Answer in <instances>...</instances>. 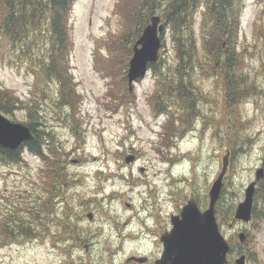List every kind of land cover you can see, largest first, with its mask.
<instances>
[{
	"label": "rangeland",
	"instance_id": "374dc122",
	"mask_svg": "<svg viewBox=\"0 0 264 264\" xmlns=\"http://www.w3.org/2000/svg\"><path fill=\"white\" fill-rule=\"evenodd\" d=\"M119 1L76 0L73 5L69 22L74 41L70 67L81 95L75 111L57 102L55 84L36 88L31 62L16 53L0 35V89L12 91L24 103L39 104L38 119L42 125L38 130L45 145L41 154L47 157L42 159L23 148L20 162H0V264H73V260L63 258L50 238L33 236L26 240L19 236L9 242L3 237L11 226H17L7 219L8 212L22 216L24 201L28 200L25 192L33 189L32 200H36V174L51 158L75 174L72 192L81 197L85 213L80 223L91 230L85 235L84 244L95 251L96 262L91 264H106L112 259L113 263L125 264L129 256L138 253L159 257L162 245L145 232L144 222L151 219L150 212L164 216L170 213L171 200L177 197L179 189L187 199L195 192L201 206L206 208L209 191L222 170L227 152L224 206L234 204L236 209L244 200L246 188L255 180L256 171L264 168V0L237 1L238 8L240 5L242 8H239L236 51L242 55L241 63L253 92L241 104L242 122L238 129L241 144L235 156L227 147L229 118L217 99H221L220 92L212 78H196L202 84L203 97L189 124L185 115L176 122L170 115L154 111L150 97L155 92L157 77L151 69L134 83L133 91H129L133 97L127 103L109 102L114 98L109 94L111 80L102 78L94 59L100 51L101 60H106L107 41L124 29V21L121 23L115 11ZM201 20L202 15L197 14L198 42L202 36ZM171 40L164 25L160 52L167 72L174 73L176 56ZM2 114L21 124L29 119L22 108ZM166 126L168 135L161 140L160 133ZM131 155L134 161L128 164L125 160ZM89 213L94 216L93 224L87 218ZM30 222L33 226L36 219ZM230 223L222 226L228 240L234 237L239 244L238 233L248 234L241 245V253L247 256L245 264H264V218L232 227ZM12 228L17 233L18 227ZM93 237L95 244L91 248L88 240ZM239 254L231 253L232 264ZM78 256L75 262H79ZM84 261L88 264L91 260Z\"/></svg>",
	"mask_w": 264,
	"mask_h": 264
},
{
	"label": "trees",
	"instance_id": "16d2710c",
	"mask_svg": "<svg viewBox=\"0 0 264 264\" xmlns=\"http://www.w3.org/2000/svg\"><path fill=\"white\" fill-rule=\"evenodd\" d=\"M76 0H0V35L6 38L12 49L30 61L35 76L36 88L43 89L49 84L58 88L57 102L75 111L81 100L74 77L71 73L70 56L74 50L72 30L69 25ZM238 0H120L115 7L116 14L124 21L123 31L112 34L106 43V60L102 54L95 55L94 66L102 78L111 80L110 103L116 100L127 103L130 95L127 83L129 62L133 46L143 33L150 19L160 15L168 30L176 56L174 73L167 72L162 55L151 70L157 77L155 92L150 97L156 113H166L173 121L186 116L189 124L197 104L202 101V84L196 78H212L220 92L223 112L228 117L226 140L228 149L236 155L241 137V104L253 92L252 82L242 66V55L237 52L236 39L239 29L240 12ZM202 15L200 41L195 35V18ZM37 64H40L36 66ZM198 72V74H196ZM45 92V89L42 91ZM136 100V98H135ZM113 105V104H112ZM39 104L24 103L10 90L0 89V112L11 114L18 108L28 112L27 125L35 139L26 143L25 150L32 154L42 153L43 136L38 127ZM170 127V125H169ZM168 127V128H169ZM167 126L160 133L161 140L168 135ZM50 135V134H48ZM164 143V142H163ZM22 149V148H21ZM11 151L0 147V162L16 163L23 160L22 151ZM42 156V154H41ZM61 163L51 158L48 166ZM226 186V185H225ZM226 188V187H225ZM225 188L217 203V214L221 226L234 219L235 205H223ZM33 189L25 192L22 216L9 211V219L18 231L10 227L3 235L10 242L21 236L33 238L34 227L30 220L35 218L37 201L33 202ZM30 192L29 194H27ZM48 207L47 203H42ZM7 215V214H6ZM264 218V179L259 182L255 193L253 220ZM5 226V225H4ZM1 231L4 230V227ZM15 229V228H14ZM232 252H242L235 238H229ZM231 260V258H230ZM231 263V261H230ZM232 264V263H231Z\"/></svg>",
	"mask_w": 264,
	"mask_h": 264
},
{
	"label": "water",
	"instance_id": "95a60500",
	"mask_svg": "<svg viewBox=\"0 0 264 264\" xmlns=\"http://www.w3.org/2000/svg\"><path fill=\"white\" fill-rule=\"evenodd\" d=\"M164 24L161 17L154 15L144 29L141 37L133 47L127 73L129 91H133L134 83L142 79L149 66L159 60L162 47ZM35 139L33 132L26 125L12 122L0 113V147L18 150L25 143ZM126 163L134 161V156L126 157ZM229 168V153L224 157L223 167L209 192V206L201 211L192 197L183 207L180 214L172 218L173 228L161 237L164 250L156 264H229L228 254L231 246L222 234L216 215V204L220 198L224 177ZM264 178V169L256 171V180L245 190V197L235 211V221L249 223L252 219L254 196L257 183ZM246 234L241 232L239 239L245 242ZM143 263L146 258H133ZM236 264H245L246 256L241 255Z\"/></svg>",
	"mask_w": 264,
	"mask_h": 264
},
{
	"label": "flooded vegetation",
	"instance_id": "af4514ba",
	"mask_svg": "<svg viewBox=\"0 0 264 264\" xmlns=\"http://www.w3.org/2000/svg\"><path fill=\"white\" fill-rule=\"evenodd\" d=\"M42 145L43 147L45 146L44 144ZM36 155L40 157L41 153ZM41 157L42 159L47 158L44 155ZM67 170V166H62L60 164L54 166L46 165L40 168L39 172L36 174L37 179L35 183L38 187V191L35 189V195L38 204L34 207L36 211V222L33 224V236H44L46 239L50 238V243L55 244L56 250L60 251L61 255H64V257H62L66 259L68 257L69 261L73 260V264H85V259H90L91 261L87 263L91 264L92 262H96L93 255L95 251L89 249L88 245L84 244L87 240L85 239V235L91 232V230L80 223L85 213H83L81 208V197L78 193L72 192V183L75 180V174ZM72 179L74 180L72 181ZM176 192L177 197L171 200L173 209L170 213L164 216L159 212L152 211L150 212L151 219L144 222V226L147 228L145 230L147 235L154 236L156 242L162 245L161 250L159 249V257L138 253L129 256L125 264H156V261L161 257L164 249L161 237L172 230V218L180 214L182 208L188 203L190 198H195L202 211L206 209L201 206L202 203L195 192L192 194L190 193L191 195L188 199L183 193H179L180 189ZM42 203H47L48 207H43ZM151 206L155 205L152 204ZM154 210H156V208ZM93 217L92 213L87 215L91 223L93 222ZM153 222H155L154 225H152ZM94 229L97 231L99 228L97 227V229ZM94 239L95 237L90 239V241L88 240V242H90V247L95 244L93 241ZM84 249H86V258L82 255ZM77 254H79V262L74 261ZM133 258H146V261L140 263ZM66 259L63 260L65 261ZM106 264L116 263H113L112 259V261H106Z\"/></svg>",
	"mask_w": 264,
	"mask_h": 264
}]
</instances>
